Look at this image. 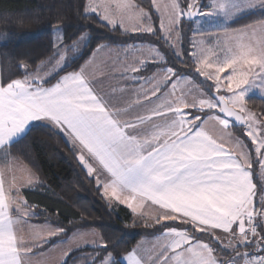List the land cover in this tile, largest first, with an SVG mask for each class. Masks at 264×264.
<instances>
[{
  "label": "snow or ice",
  "instance_id": "1",
  "mask_svg": "<svg viewBox=\"0 0 264 264\" xmlns=\"http://www.w3.org/2000/svg\"><path fill=\"white\" fill-rule=\"evenodd\" d=\"M150 7L155 16L137 0H83V19L123 40L105 37L85 53L90 29L68 39L57 29L46 60L0 79V264H79L78 254L83 264H264V120L246 107L250 94L264 101V19L238 30L208 19L264 12V0ZM202 19L213 27L185 44L184 23ZM222 87L228 95L213 94ZM233 121L259 160L258 204L251 151ZM41 130L64 139L101 197L126 205L133 227L139 217L156 228L155 239L121 250L83 223L30 225L22 189L42 182L12 150Z\"/></svg>",
  "mask_w": 264,
  "mask_h": 264
},
{
  "label": "trees",
  "instance_id": "2",
  "mask_svg": "<svg viewBox=\"0 0 264 264\" xmlns=\"http://www.w3.org/2000/svg\"><path fill=\"white\" fill-rule=\"evenodd\" d=\"M208 1L211 0H204L201 6L204 7ZM82 2L83 0H0V45L8 43L6 48L0 46L1 79L17 78L21 63L26 62L32 70L46 60L57 28L62 29L64 39L75 37L82 28L90 29L93 39L83 49L85 53L92 51L105 37H110L109 42L113 46L123 40V37L113 36L105 29L98 28L95 16L89 20L83 19L80 14ZM137 3L154 15L150 0H137ZM261 19H264V12L258 9L236 18L227 28L237 30ZM21 20L26 22L16 23ZM187 36L185 35V44ZM73 55L76 54L70 53L69 58ZM183 59L190 58L184 56ZM76 63H83V60H77ZM177 67L186 74L192 72L190 67L180 64ZM196 79L203 87L208 85L201 77ZM247 107L264 119V101L261 98H249ZM232 131L234 136L240 137L249 146L250 151L253 149L251 141L241 134V128L232 124ZM12 151L20 161L32 168L42 182L23 193L29 205L33 206L32 222L64 225L71 221L83 223L119 244L121 250L134 246L141 239L153 238L159 234L156 228L143 227L139 218H136V226L133 227L134 217L128 208L117 203H107L93 179L77 163L68 143L61 137L53 136L46 130L33 132L16 144ZM251 154L256 166L254 151ZM0 162H4L2 156ZM253 179L259 196L260 181L256 175ZM81 255L73 256L79 264H83Z\"/></svg>",
  "mask_w": 264,
  "mask_h": 264
},
{
  "label": "rangeland",
  "instance_id": "3",
  "mask_svg": "<svg viewBox=\"0 0 264 264\" xmlns=\"http://www.w3.org/2000/svg\"><path fill=\"white\" fill-rule=\"evenodd\" d=\"M204 0H199V2H200V4H202V2H203ZM209 5H210V2L208 1V2H206V4L204 5V8L207 10L208 9V7H209ZM153 12H154V15H155V10L153 9ZM218 19H216V17L215 18H212V17H210V18H208L209 20H220V22H221V24H223L224 25V27H226V26H228L229 24H230V22H231V20L230 21H224L223 19H219V18H221V17H217ZM234 21V20H233ZM232 21V22H233ZM157 23H158V21H157ZM213 27V25H210V24H206V23H204V21H203V19L202 20H200L199 22H197V23H189V22H185L184 23V25H183V28H184V35H188L187 36V39H190V38H192V35L194 34V33H197L201 28H212ZM57 29H60V30H62L61 28H57ZM56 29V30H57ZM55 30V31H56ZM54 31V32H55ZM62 34V37H63V32L61 33ZM216 35H219V36H223L224 35V33L222 32V31H216ZM196 38L197 39H204V40H209V39H212V40H214V37H207V36H199V35H197L196 36ZM53 39H54V35H53ZM227 75V73H224V74H222V78H223V76H226ZM201 79H203L202 77H201ZM205 82H207V84L209 85V84H211L212 82L211 81H205ZM213 94H219V95H221V94H223V95H228L229 93H227L226 92V90H225V88H221V91H220V93H215V91H214V89H213ZM251 97H258V98H261L260 96H259V94H256V93H253V94H250V97L249 98H251ZM246 107H247V105H246ZM247 109L249 110V111H251V112H253L251 109H249L248 107H247ZM237 111H238V109H237ZM255 115H256V117L258 118V119H260V120H264L263 118H261L257 113H255V112H253ZM248 138V137H247ZM249 140H250V138H248ZM256 155V154H255ZM259 163V162H258ZM257 177L259 178V164H258V166H257ZM260 183H261V181H260ZM259 191V190H258ZM113 203H115V202H113ZM116 204V203H115ZM138 218V217H137Z\"/></svg>",
  "mask_w": 264,
  "mask_h": 264
},
{
  "label": "crops",
  "instance_id": "4",
  "mask_svg": "<svg viewBox=\"0 0 264 264\" xmlns=\"http://www.w3.org/2000/svg\"><path fill=\"white\" fill-rule=\"evenodd\" d=\"M213 2H214V0H211L210 1V5H209V7H211V5L213 4ZM208 7V8H209ZM256 10H258V9H253V10H250V11H246V12H243V13H240V14H238L237 16H235L232 20H231V22L233 21V20H235L236 18H238V17H241V16H243V15H245V14H247V13H250V12H253V11H256ZM216 19H218L217 17H216ZM219 19H222V18H219ZM230 22V23H231ZM229 26V25H228ZM228 26H226V27H228ZM238 30V29H237ZM0 79H1V68H0ZM252 147H254V146H252ZM252 155V154H251ZM256 156V155H255ZM256 158H257V156H256ZM252 160H253V158H252ZM254 161H255V159L253 160V168H252V171H253V173H254V175H256V177H257V166H258V162H259V160H258V158H257V164H256V166H254ZM0 164H3V163H1L0 162ZM254 167H256V168H254ZM259 179V178H258ZM260 181V180H259ZM253 182L255 183V181H254V179H253ZM37 185H34L32 188H27V187H25L24 189H22V194L24 193V191H26V190H31V189H34L35 187H36ZM23 196H24V194H23ZM259 199H260V195L258 196V192H257V197H256V202H257V204H258V201H259ZM115 202V201H114ZM115 203H117V204H119L118 202H115ZM119 205H121V204H119ZM122 206H124V207H126V208H128L126 205H122ZM147 207V206H146ZM129 209V208H128ZM130 210V209H129ZM131 211V210H130ZM139 218V217H138ZM29 224L30 225H33V226H37V227H39L40 225H42V224H36V223H34V222H32L31 220H29ZM155 239V237H153V238H144V239H141L140 241H153ZM139 241V242H140ZM138 242V243H139ZM39 251H42V249H37V252H39Z\"/></svg>",
  "mask_w": 264,
  "mask_h": 264
},
{
  "label": "water",
  "instance_id": "5",
  "mask_svg": "<svg viewBox=\"0 0 264 264\" xmlns=\"http://www.w3.org/2000/svg\"><path fill=\"white\" fill-rule=\"evenodd\" d=\"M215 95H219V94H215ZM222 115V114H221ZM231 119V118H230ZM235 127L241 128V125H239L238 123L234 122L232 123Z\"/></svg>",
  "mask_w": 264,
  "mask_h": 264
}]
</instances>
